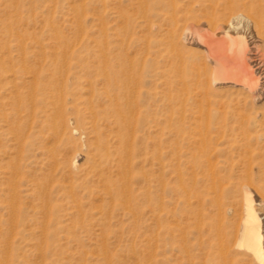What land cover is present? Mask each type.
Segmentation results:
<instances>
[{"label": "bare ground", "instance_id": "obj_1", "mask_svg": "<svg viewBox=\"0 0 264 264\" xmlns=\"http://www.w3.org/2000/svg\"><path fill=\"white\" fill-rule=\"evenodd\" d=\"M152 3L138 1L136 27L161 31L157 90L133 60L1 58L0 222H21L28 200L42 227L32 242L0 228V264H115L104 236L86 259L58 232L95 215L102 235L115 221L121 235L147 236L148 213L164 261L169 251L176 264H264V0ZM188 39L202 51L184 57Z\"/></svg>", "mask_w": 264, "mask_h": 264}, {"label": "rangeland", "instance_id": "obj_2", "mask_svg": "<svg viewBox=\"0 0 264 264\" xmlns=\"http://www.w3.org/2000/svg\"><path fill=\"white\" fill-rule=\"evenodd\" d=\"M138 1H142V4L154 7L152 0H0V60L2 58L4 62L8 61L7 63H18L23 59L25 61L27 60V62L38 63L60 60L73 63H79L80 60V63H92L103 58L106 59L108 63L112 64H126L130 60H133L143 66L145 72L147 71V76L145 77L147 83L146 87L157 90L159 87V65L161 64V58L157 51L160 47L159 38L161 31H159L157 27L149 28L144 24L141 27H136L138 22L140 23L139 20L141 15L139 14L141 11L138 8ZM76 8L79 9L78 13L82 11V13L79 14L80 16L76 13ZM151 19L154 20V23L158 22L155 17ZM246 31L248 33V35L246 34L248 41H250V39L252 40V33L248 32V30ZM10 32L13 35H10ZM55 34L58 35L57 38ZM18 37L20 41L21 39H23V41L16 42L15 39ZM144 37H146V39ZM38 40L41 43L38 42ZM23 42L24 44H22ZM193 42L194 41L188 39L183 43L182 55L184 57H189L194 52L200 53L202 51L203 47L197 44L196 41ZM21 45H23L25 49L23 46L21 47ZM22 50L24 53H22ZM21 55L23 56L21 57ZM7 56L9 57L7 58ZM24 56H26V59ZM163 89L165 91L162 97L163 111H166L169 109L166 97L169 94H167L168 92H166L167 90L164 86ZM171 93H174V96L177 95L175 91H171ZM75 157L74 160H76V163H84L85 159L82 153H78ZM167 176L170 179L171 173ZM2 185H5V183L0 180V186ZM3 197L5 198V196L1 194L0 206L4 204ZM253 197L254 202H257L258 196L253 193ZM24 201L23 204L26 203L24 204L25 208L30 213L26 212V217L24 216V219L19 223L15 222L16 225L10 221L5 222L1 220L0 228L2 230V237L8 239L10 236V238L14 237L16 240L24 238L29 240V242H32L34 237H40L38 231H40L42 226H40V228L38 226L41 221L40 219H38L40 222L37 221V223L34 219L32 221L31 202L29 203L28 200ZM97 201L96 203H99ZM169 206L171 207V205ZM91 207L89 211L94 213L95 208ZM7 214V209L0 207V216L5 218L8 216ZM25 220L29 221V225ZM155 222L156 221L150 213L146 214L144 223H146L147 230L146 226L142 227L144 229L141 230L144 232L146 231L145 233L147 236L142 235L130 239L131 237L127 236V232H124L122 235L119 233L120 230L126 229V227H124L125 224H120L115 221H113L112 224L113 228L112 225L110 226L111 232L110 229H106L108 233L104 231L102 235L101 226L97 223V220H95V215H93L92 217H86L85 225H82L78 221L69 222L67 224L68 226H66L69 233L65 229L59 231L58 235L64 237L65 234H68V238L61 237L62 242H67L66 245L71 247L70 249L73 251L79 249L81 255L84 253V256H82L86 259L89 256H96L99 254L98 248H100V245L98 244H101V239L105 237L109 250L115 254V264H176V255L174 253L171 254L169 251L165 254L167 261L163 260L159 240L160 227L155 224ZM9 223H11V225ZM116 223L119 225H116ZM144 223L143 225H145ZM14 226L16 227L15 230L24 226L23 228H25V231H23L22 235L16 234L14 229V231L11 230ZM9 227H11V229ZM8 229L9 231H13V233L9 232ZM70 231L73 232L74 235ZM7 233L9 236L6 235ZM82 248H84L83 251L86 250V253L82 251Z\"/></svg>", "mask_w": 264, "mask_h": 264}]
</instances>
